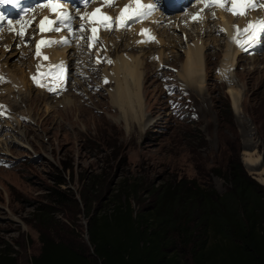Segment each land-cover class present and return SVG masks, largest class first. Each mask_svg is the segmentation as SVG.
I'll return each instance as SVG.
<instances>
[{
	"label": "rangeland",
	"instance_id": "374dc122",
	"mask_svg": "<svg viewBox=\"0 0 264 264\" xmlns=\"http://www.w3.org/2000/svg\"><path fill=\"white\" fill-rule=\"evenodd\" d=\"M196 28L185 29L183 34L198 35ZM190 37L183 38L186 47ZM208 40L213 49L208 70L200 77L202 81L197 76L196 86H188L178 72L185 45L170 48L176 52L168 51L163 64L167 67L160 77L154 56H146L149 65L142 79V101L132 124L111 106L108 92L113 85L105 83L104 67L96 74L86 73L85 90L78 88L76 81L80 78L74 77L66 93L59 96L39 92L25 64H10L11 71L20 73L23 69L24 76L28 75L26 83L33 90L29 91V99L21 102V97L14 94L27 92L25 87L0 84V141L17 135L2 128L12 119L14 125L19 122L21 130H17L24 131L28 140L24 146L15 142L0 153V249L8 247L16 253L19 264H31V257L38 255L41 247L33 213L49 204L50 191L60 180L66 181L61 188L75 195L92 176L106 173L113 186L137 178L144 187L156 189L167 182L187 179L207 183L223 194L228 184L215 172L225 173L233 160L264 185V41L257 40L260 48L252 47L240 54L233 70L224 76L220 72L226 60L220 51L224 41L216 47L211 37ZM163 45L160 42L156 46L163 49ZM4 59L0 54V60ZM231 90L240 93L239 111L234 108ZM64 95L73 103L62 102ZM14 101L17 110L12 109ZM249 157H260L262 170L249 169ZM145 200L147 203V197ZM68 203L71 222L61 219L57 231L87 247L86 220L71 201Z\"/></svg>",
	"mask_w": 264,
	"mask_h": 264
},
{
	"label": "trees",
	"instance_id": "16d2710c",
	"mask_svg": "<svg viewBox=\"0 0 264 264\" xmlns=\"http://www.w3.org/2000/svg\"><path fill=\"white\" fill-rule=\"evenodd\" d=\"M215 173L228 184L223 194L187 179L113 186L106 173L75 195L60 180L33 213L41 247L31 264H264V185L239 161ZM68 200L86 220L87 247L57 231L71 222ZM0 264H19L16 253L0 249Z\"/></svg>",
	"mask_w": 264,
	"mask_h": 264
},
{
	"label": "bare ground",
	"instance_id": "6f19581e",
	"mask_svg": "<svg viewBox=\"0 0 264 264\" xmlns=\"http://www.w3.org/2000/svg\"><path fill=\"white\" fill-rule=\"evenodd\" d=\"M85 12H88V11H82V14ZM35 16L37 17V13L35 14ZM30 18H32V16H30ZM171 19H176V17L174 16ZM215 19H217V20H213V21L208 20V22H203L201 26L199 24L198 26H200V27L198 28V26H197V28H196L199 32L198 35H193L194 33H192V34L187 33V35H184V37L185 36H188V37L191 36L189 38L190 42H188V44H190V45L188 47H186L187 41L186 40L184 41V39H183L184 37L182 38V34L185 33V31H184V28H182L180 25L181 22L171 23L169 25L166 24L164 27L156 30L157 35L159 37V41L161 43H165V46L163 45L164 46L163 49H158L156 44H152V45H148V46H146V45L137 46L135 44L131 45L130 44L131 39L130 38L126 39V35H121V34L109 35V36L107 35L105 38H106V41H107L109 48H110L109 56L113 58L114 65H112L110 67H108L106 65L103 69L104 73L102 76H103V78L110 80L112 85H113V86H111L112 88L109 87L110 89L108 92V96H109V99L112 103L111 106L115 108L116 112H119V113L126 115L129 122L132 124L133 120L136 118V115H137L136 110L140 108L141 101H142L141 100L142 79H143V77H145L144 72L146 70V65L147 64L149 65V63H148L149 59L147 60L146 56H154L155 53L158 54L159 61L157 62V64H155L156 68H158L161 64H164V63L166 64V60L168 59V56L166 57V55H167L168 51H170V53L171 52L174 53L175 50H172V51L170 50V48L172 46L178 49V46H180V45L184 46L185 45L184 50L181 51V52H184L183 53V57H184L183 63L180 65L178 72H180L181 77L184 79V82L188 83L187 84L188 86H190L189 84H194L196 86L197 76H198V81H202V79L200 77H203L204 72H207V70H208L207 69L208 57H209L210 51L213 50L210 47L212 44L210 45V41L208 39L211 37L212 41L215 42V44L217 43L216 47L219 46L218 42L221 43L224 41L223 46L220 47L221 48L220 51L222 54H224L223 56L225 57L226 60H224L225 61L223 63L224 66L222 64V67H221L223 70L220 72H223V75L225 76V74L228 72V70H231L232 65L234 67L236 60L239 58L240 52H241V47H239L236 43H234L233 39H232L233 36L235 35L233 26L238 25V26H240L241 29H243L248 24L249 21H255V20H257V18H254L253 16H251L249 20H247L248 18H246L244 20V23H242V24L241 23L234 24V16L233 15H231V14L230 15H223L222 13L219 12V13H217V16ZM168 21H170V19L165 20L166 23ZM187 26L188 27H195L194 25H187ZM177 28H179V30L176 32ZM220 28H223L225 30L223 32L226 34L221 35L222 32L221 33L218 32V29H220ZM199 29H201L203 31L202 34H201L202 31H199ZM140 33H141V30H140ZM5 34L6 33L4 32L3 37L1 39L4 38ZM151 34L152 33H150V35ZM178 35L180 36L179 38L177 37ZM219 35L221 37H223V39L219 38ZM173 36H175V38H173ZM206 37L208 39H205ZM117 38H121L122 42L121 43L117 42ZM146 38H147L146 35L140 34V41H144V40H146ZM244 38L247 39V37H244ZM197 39H199V41H197ZM138 40L139 39H137V41ZM221 40H223V41H221ZM111 42L114 44L113 48L110 46ZM0 43H1V46L3 49V51L0 54L2 57L3 56L5 57L4 61L0 60V63H1L0 76H3L4 77L3 82H5V80H7L8 84L12 88H14V87H16V88L17 87H20V88L25 87L27 92L23 91L24 92L23 93V92H21V90H19L21 94H17V95L14 94V97L15 96H18V98L21 97V99H22L21 102H23L24 100H26V98L29 99V95H30L29 91L32 92L33 88L30 85H27V83H29L27 80L28 75L25 74V76H24L23 69L21 68L22 70L20 73H18V71H14V70L11 71L12 66L10 64L14 61H17L16 63L19 62L21 64H25L26 67L28 66L29 69L32 68L30 71V72H32L34 70V68L36 67L35 65L37 63L34 60H32L31 58L24 59L23 55H25L27 52L25 49H24V54H21V52L18 51L17 43L22 44L21 40L17 41L13 36H6V40H4V42H0ZM135 43H136V39H135ZM5 46H7V49ZM164 49H165V51H164ZM5 51H9V53H6ZM185 51H186V53H185ZM128 54H131L132 56H130ZM76 55H79V52L77 50H72L69 53L68 52L66 53L65 51H58V50L54 51V56H56V59H58L61 56L62 58L69 59L72 63H73V60H74ZM20 56L23 58V60L21 59ZM224 57H223V59H224ZM176 58L178 59L179 57L177 56ZM90 66H91V64H90ZM220 66H221V64H220ZM16 68H18V67H16ZM232 70H233V68H232ZM205 77H206V75H205ZM38 80L42 84H45V82H47V81H41L40 78ZM83 81L85 82V80L81 79V78H80V80L77 79V81H76V85L81 90H85V89H82L83 85H84ZM102 81H103V79H102ZM3 82H0V84ZM203 82H204V79H203ZM109 85H111V84L109 83ZM202 85H203V83H202ZM28 88H29V90H28ZM40 88H46V87H40ZM199 89H200V87H199ZM1 90H4V89L1 88ZM39 92H42V91H39ZM9 93L11 94V92H9ZM100 93H101V91H100ZM230 94L232 95L231 97L233 100L234 108L237 111H239V104H240V99H241L240 93L237 91L231 90ZM2 101L7 102L6 99H4ZM62 102L66 103L67 105L73 103V101L71 99H69L67 95H64V99L62 100ZM8 103H10V102H8ZM11 106H12L13 110H17L19 108L17 102L12 104ZM12 120L6 122L5 127L3 126L2 128L5 131L10 130V132H9L10 134L14 133L17 135H14L11 139L10 138L9 139H7V138L1 139L0 147L2 149L0 150V153L4 152V150L8 149L10 147V145L14 144L15 142L19 143L18 145L21 144L23 146L28 143L27 137L25 136V132L24 131L19 132L17 130V129L21 130L19 128V122L17 121L16 125H14V122ZM3 130H2V132H3ZM246 165L249 169H252V170L258 169V172L260 170H262V166H263L260 157L257 159H253L252 157H249L246 160Z\"/></svg>",
	"mask_w": 264,
	"mask_h": 264
},
{
	"label": "snow or ice",
	"instance_id": "6c2138e0",
	"mask_svg": "<svg viewBox=\"0 0 264 264\" xmlns=\"http://www.w3.org/2000/svg\"><path fill=\"white\" fill-rule=\"evenodd\" d=\"M85 6L87 7L89 0H83ZM92 2H96V0H92ZM204 7L200 10V12L196 13L191 17L193 22H199L203 19V11L205 9H215L219 8L233 16L245 17L248 12L254 11L257 8L261 7L260 0H202ZM101 7L96 8L93 12L88 13L85 12L83 15H80L81 24L79 25V32L83 33L86 29L91 32L90 36H81L80 39H89L92 41V44L89 47H92L95 43L99 42L98 30L104 31H114V30H125L130 28V22H141L146 19L148 16L155 11L154 4H143L140 0H130V3L126 4L122 9H120L119 15L116 17H112L107 14L102 13V8H111L115 6V0H99ZM7 4H13L19 6V0H0V7H3ZM38 8L43 10L45 8L49 9L50 13L55 14V19H49V17L45 16L38 22V32H60L63 29H67L70 33L75 35L72 29V20L73 16L62 2V0H46L45 3L39 4ZM37 9H23L22 11L27 14L28 12L35 13ZM79 9H77V13H79ZM212 18L215 19V11L212 12ZM7 21V31L10 34H14L19 38H24L28 35L27 29L31 27L34 22V17L25 20L21 17L20 20L15 21L8 20L7 17L0 12V22ZM235 35L233 36V42L236 43L241 49L247 50L245 47L251 46L255 43L259 38L260 34L264 33V18H257L255 21H249L248 24L241 29L240 26H233ZM4 27L0 24V38L3 37ZM225 31L223 28L218 29V32ZM141 35H146L147 39L144 41H138V43H146L149 41H155V37L150 35L149 29H142ZM241 37H247V39H241ZM70 40L65 37L60 40H44L41 39L36 42V52L35 55L37 57L41 56V46L51 47L55 45H68ZM7 49V46H5ZM45 60L49 59V57L44 56ZM158 59V58H157ZM99 62V60L97 61ZM107 63L111 64L112 61L108 60ZM40 65H37V71L39 72ZM56 72L60 73L59 80L60 83H63L64 77V64L63 61L55 65ZM53 71L50 70L47 75H52ZM33 82L36 83L39 87H47L46 84L40 83V81L36 78V76L32 77ZM46 79V77H45ZM4 81V77L0 76V82ZM107 79H105V83H107ZM48 91H54L53 88L48 87ZM0 107H3L0 105Z\"/></svg>",
	"mask_w": 264,
	"mask_h": 264
},
{
	"label": "water",
	"instance_id": "95a60500",
	"mask_svg": "<svg viewBox=\"0 0 264 264\" xmlns=\"http://www.w3.org/2000/svg\"><path fill=\"white\" fill-rule=\"evenodd\" d=\"M86 236H87V231H86Z\"/></svg>",
	"mask_w": 264,
	"mask_h": 264
}]
</instances>
